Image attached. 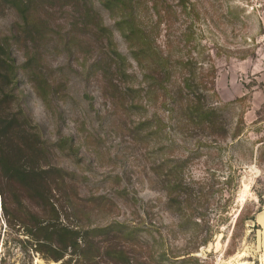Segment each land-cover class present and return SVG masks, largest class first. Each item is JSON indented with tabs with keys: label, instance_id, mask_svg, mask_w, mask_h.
<instances>
[{
	"label": "rangeland",
	"instance_id": "obj_1",
	"mask_svg": "<svg viewBox=\"0 0 264 264\" xmlns=\"http://www.w3.org/2000/svg\"><path fill=\"white\" fill-rule=\"evenodd\" d=\"M141 3L146 28L170 54V65L181 66L173 70L172 82L188 77L192 90L185 94L207 95V103L220 110L213 135L205 136L198 128L190 131L191 136L182 134L167 106L148 105L140 87L143 73L137 78L115 75L123 94L108 92L111 87L100 71H88L100 46L82 57L53 47L47 59L54 69L64 68L68 87L61 131L80 144L76 158L62 157L59 163L88 176L83 193L114 196L113 219L149 227L157 237L155 248L168 253L158 264H264V0ZM102 15L113 28L117 12L103 10ZM14 19L10 10L1 14L0 31H7ZM114 35L118 51L128 59L127 72L136 71L128 42L116 30ZM22 88L28 96L27 112L47 139H56L55 117L25 80ZM218 127L227 129L228 135ZM183 159L185 163L179 161ZM172 166H180L195 192L205 195L202 205L217 231L207 246L192 254L196 260L185 261L184 253L194 244L178 232L176 214L166 210L162 183ZM124 189L126 196L116 194ZM253 215L255 220L250 221ZM27 241L17 227L8 225L0 196V264H59L34 252ZM229 248L233 254L227 253Z\"/></svg>",
	"mask_w": 264,
	"mask_h": 264
},
{
	"label": "trees",
	"instance_id": "obj_2",
	"mask_svg": "<svg viewBox=\"0 0 264 264\" xmlns=\"http://www.w3.org/2000/svg\"><path fill=\"white\" fill-rule=\"evenodd\" d=\"M141 4V0H0V15L7 10L15 14L7 31H0L2 210L8 225L17 227L27 236L32 250L47 260L59 264H158L168 254L155 248L157 237L149 227L112 218L117 210L113 195L83 193L88 176L77 167L70 169L59 163L62 157L76 158L80 144L76 137L61 131V122H65L62 103L68 87L64 68L50 66V48L63 47L68 54L82 57L100 46V54L88 65V71H100L113 95L123 94L115 75L137 78L143 73L140 87L148 105L167 106L182 134L190 135L198 128L209 137L220 121V110L207 103V95L197 91L185 94L192 90L188 77L172 82L173 70L181 66L170 65V54L158 45L156 33L146 28L139 11ZM103 10L117 12L113 28L104 22ZM115 30L128 42L136 71L127 72L128 59L118 51ZM23 80L55 117L59 128L56 139H47L41 125L27 112ZM218 128L228 135L227 129ZM162 189L166 210L177 216L178 232L194 244L184 253L185 261L196 260L192 254L207 246L217 232L202 205L205 195L195 192L180 166L169 168ZM116 194L126 196L127 191L117 190ZM144 212L149 215L147 209ZM254 215L250 221L255 220ZM95 217L100 222L109 221L99 223ZM241 217L242 212L235 226ZM233 245L234 240L229 246ZM227 253L234 252L229 248Z\"/></svg>",
	"mask_w": 264,
	"mask_h": 264
},
{
	"label": "bare ground",
	"instance_id": "obj_3",
	"mask_svg": "<svg viewBox=\"0 0 264 264\" xmlns=\"http://www.w3.org/2000/svg\"><path fill=\"white\" fill-rule=\"evenodd\" d=\"M261 219H262V217H260V218H259V220L262 222V220H261ZM259 220H258V221H259ZM263 223H264V222H263Z\"/></svg>",
	"mask_w": 264,
	"mask_h": 264
}]
</instances>
